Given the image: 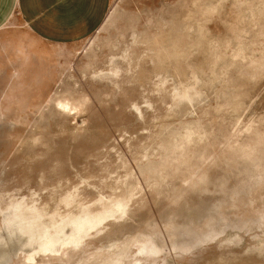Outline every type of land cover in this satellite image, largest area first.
I'll return each instance as SVG.
<instances>
[{
  "label": "rangeland",
  "instance_id": "rangeland-1",
  "mask_svg": "<svg viewBox=\"0 0 264 264\" xmlns=\"http://www.w3.org/2000/svg\"><path fill=\"white\" fill-rule=\"evenodd\" d=\"M0 264H264V0L0 30Z\"/></svg>",
  "mask_w": 264,
  "mask_h": 264
},
{
  "label": "crops",
  "instance_id": "crops-1",
  "mask_svg": "<svg viewBox=\"0 0 264 264\" xmlns=\"http://www.w3.org/2000/svg\"><path fill=\"white\" fill-rule=\"evenodd\" d=\"M110 0H0V30L22 19L46 40H80L102 23Z\"/></svg>",
  "mask_w": 264,
  "mask_h": 264
},
{
  "label": "bare ground",
  "instance_id": "bare-ground-1",
  "mask_svg": "<svg viewBox=\"0 0 264 264\" xmlns=\"http://www.w3.org/2000/svg\"><path fill=\"white\" fill-rule=\"evenodd\" d=\"M59 104L65 105V104H67V103H66L65 100H62V101H59ZM72 108H74V107H72ZM19 204H20V203H19ZM21 204H22V203H21ZM23 204H24V203H23ZM116 206H118L117 211H119V210L122 209V206H123V205L119 204V205H116ZM15 207H17V206H15ZM15 207H14V208H15ZM23 207H24V206H23ZM23 207H22V208H23ZM34 207H35V206H34ZM22 208H21V209H22ZM19 209H20V208H19ZM19 209H17V210L19 211ZM21 209H20V210H21ZM123 209H124V207H123ZM15 210H16V209H15ZM15 210L13 211L14 214H16V213H15ZM17 210H16V211H17ZM10 212H11V211H10ZM11 213H12V212H11ZM11 213H10V214H11ZM32 213H33V212H32ZM8 214H9V213H8ZM12 214H13V213H12ZM36 214H37V213H36ZM86 214H87V213H86ZM86 214H85V215H86ZM6 216H7V215H6ZM6 216H5V217H6ZM87 216H88V215H87ZM5 217H4V218H5ZM14 217H15V216H14ZM14 217H13V218H14ZM13 218H11V219H13ZM17 218H18V217H17ZM11 219H10V220H11ZM15 219H16V218H14V221H12L13 223H14V222L16 223ZM18 219H19V218H18ZM90 219H91V218L88 219V218L85 217V219H84L85 224H86V222H87V223H93V221L90 220ZM21 221H22V220H21ZM21 221H20V222H21ZM29 221H31V220H29ZM9 222H10V221H9ZM6 223H7V222H6ZM13 223H12V225H13ZM15 223H14V224H15ZM69 223H70V224L72 223V224L74 225V226H73V225L71 224L72 227H73L72 229H73V231H74L75 228H78L80 225H82L83 222H80V221H79V222H76V221L73 220V221H70ZM69 223L67 222V225H68ZM10 224H11V222H10ZM21 224H22V222H21ZM25 224H26V223H25ZM33 224H34V223H33ZM26 225H27V224H26ZM6 226H7V225H6ZM21 226H22V225H21ZM69 226H70V225H69ZM8 227H10V226H8ZM11 227H12V226H11ZM86 227H87V226H86ZM16 228H18V226H17ZM22 228H25V227H22ZM32 228H33V227H32ZM43 228H44V227H43ZM70 228H71V227H70ZM10 229H11V228H9V230H10ZM68 229H69V228H68ZM7 230H8V229H7ZM14 230H15V228H14ZM21 230H22V229H21ZM10 231L13 232V228H12ZM10 231H9V233H11ZM33 231H34V229H33ZM27 232H28V231H27ZM27 232H26V233H27ZM40 232H41V231H40ZM42 233H43V232H42ZM36 234H37V233H36ZM36 234H35V236H36ZM46 234H47V236H46V237L44 236V237L46 238V240H45L44 243L42 242V243H43V244H42V247H41V246H40V247L43 248V249H52V251H54V250L56 249V247H57V249H58V247L61 246V245H59V244L62 242V237L60 236V233L58 234V230L56 229L55 232H48V231H47ZM46 234H45V235H46ZM30 235L32 236V235H34V233H30ZM37 235H39V233H38ZM43 235H44V234H43ZM43 235H42V237H43ZM79 235H80V234H79ZM12 236H13V234H12ZM77 236H78V235H77ZM27 237H28V236H27ZM40 237H41V235H39V238H40ZM42 237H41V238H42ZM36 238H37V237H36ZM36 238H35V239H36ZM37 240H38V238H37ZM37 240H36V241H37ZM42 240H43V239H42ZM42 240H40V242H41ZM38 245H39V242H38ZM58 245H59V246H58ZM38 247H39V246H38ZM38 247H37V248H38ZM59 248H60V247H59ZM33 249H34V248H33ZM35 249H36V248H35ZM57 251H58V250H57Z\"/></svg>",
  "mask_w": 264,
  "mask_h": 264
}]
</instances>
